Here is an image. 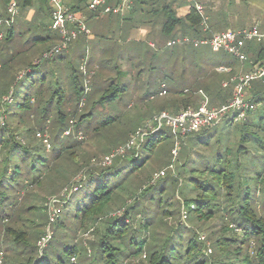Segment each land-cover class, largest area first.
I'll list each match as a JSON object with an SVG mask.
<instances>
[{"label":"rangeland","instance_id":"obj_1","mask_svg":"<svg viewBox=\"0 0 264 264\" xmlns=\"http://www.w3.org/2000/svg\"><path fill=\"white\" fill-rule=\"evenodd\" d=\"M213 1L214 10L206 14L210 17L209 24L219 30L218 32L251 26L254 23V17L260 16L263 11L262 7L252 4L251 0ZM87 3L89 4L90 1L87 0ZM139 6L143 12L138 8L136 17L132 19H126V16L130 15V10L121 14L107 13L101 6L93 13L87 8L80 15L91 29L90 38L87 39L84 34H80L67 51L61 52L66 55V65L63 68L53 65L52 62L48 63V76L44 86L47 94L43 97V102L49 100V115L44 119H41L39 115L36 119L35 115L30 116L31 120H27L25 124H18L22 139L32 149L29 154L23 156L20 153L15 158L20 165L21 173L19 174L20 182L12 189V195L17 201V212L9 222L1 221L3 208L0 206V252L4 253L3 263L16 264L35 254L36 244L38 245L41 240L39 238L44 233L50 232L51 236L53 235L52 242L60 244L58 247L60 250L77 242L80 250L79 261L82 264H105L103 261H94L88 255L93 252V249L92 251L90 249L92 248L90 242L101 237L110 217L123 213L146 187L152 185L151 180L154 174L167 168L171 163L174 164L175 169L174 171L168 169V177L158 181L154 189L157 194L155 199L148 202L141 195L139 203L147 206V215L153 216L155 220L164 219L162 212L168 210L169 218L165 219L166 221L174 225L182 222L187 228L194 229L198 237H201L212 249L211 239L223 234L221 219H213L203 224L192 220L193 214L183 218L181 200L194 197L196 194L190 190L192 187L190 176L193 169L218 164L219 154H228L231 158L237 156L238 147L244 138L242 127L237 125L240 123L230 126L226 120L208 132L202 133L201 140L194 141V144L190 138L185 137L179 144L180 154L176 160L172 156L175 145L172 131L167 126L163 127L146 137L145 144L156 136H166L153 153L147 152L143 147L139 158L127 157L117 169H111L94 178L88 176L79 190L71 196L69 203L63 204L65 192L69 191L71 181L78 180L82 174L77 173L82 163L84 167L91 168L104 166L102 163L105 156L125 145L133 130L144 128L153 120V117L162 112V109L174 114V110L167 105L172 93L176 89L189 88V84L194 81L192 67L196 64L189 66L191 64L188 62L186 71L182 73L183 57L178 51L183 50V47L180 45L168 47L167 42L170 38L161 33L159 23L150 21L149 7L144 4ZM5 13L7 14V11ZM51 24L52 19L48 18L45 27H36L32 31L23 32L21 36L20 34L14 36L10 50L16 55L13 73L43 58V51L51 45V38L48 37L52 35L51 32H54L48 28ZM17 29L19 31V28ZM57 34L60 38V34ZM38 37L45 39L36 42ZM80 41L81 45L76 47L75 44ZM218 54L222 55V53ZM43 63L45 64L46 60H43ZM84 64L88 73L87 77L82 69ZM39 70L40 68L34 69L33 79L37 80L40 77ZM172 71L174 75L169 74ZM74 75L83 87L88 78L91 87L85 103L84 101L80 103V108L83 107L85 113H91L81 124L82 138L78 137L77 128L66 135L64 129L71 125L62 123L58 118L59 109L67 113L69 110H75L79 105L74 88ZM223 77L212 74L209 79L213 89L216 90V86L222 84ZM4 79L8 83L11 81L7 76ZM161 80L166 81L173 91L171 92L168 87V94L159 95ZM14 82L15 79L12 80V83ZM24 82L19 83L17 92L23 90L27 81ZM260 84L262 86L261 100L257 101L258 107L254 112L256 121L247 126L245 134L249 137L244 142V146L248 148L243 159L247 164L245 169L247 171H258L262 165L257 159L259 156L262 160L264 159V84L261 80H256L248 91ZM59 86L64 90L61 103L58 101V94L53 96ZM39 88L38 85L32 87L31 94L37 96ZM120 88L125 89L120 90ZM108 90L117 91L116 97L102 99ZM198 90L201 88H195L192 97L195 106L192 108L198 106L202 100ZM210 96L212 98L213 94L210 93ZM27 128L28 130H25ZM39 130L47 132L46 136L50 135L49 147L42 138L36 136ZM68 146L72 147L63 156L57 158L59 150L62 152L63 147ZM188 154L189 158L186 157ZM120 156L115 158L118 159ZM146 157H148L146 162L134 170V162L141 163ZM15 159L11 161L12 164L16 162ZM183 163H186L185 166H182ZM2 166L0 151V169ZM26 178L29 179L31 186L27 187L25 194H22L21 184L23 186V180ZM102 184L107 186L106 190H112L110 199L99 214V218H90L82 228L80 218L75 215L76 210L82 202L89 204L97 195V188ZM162 189V203L159 204L158 192ZM157 206L160 207L157 208ZM159 209V213L156 214L155 212ZM140 218L142 216L139 214L137 220ZM7 228H11L12 232L6 231ZM94 228L96 231H93ZM169 230L167 223H161L154 231L155 239L161 242ZM135 262L138 264L139 260Z\"/></svg>","mask_w":264,"mask_h":264},{"label":"trees","instance_id":"obj_2","mask_svg":"<svg viewBox=\"0 0 264 264\" xmlns=\"http://www.w3.org/2000/svg\"><path fill=\"white\" fill-rule=\"evenodd\" d=\"M8 2L9 0H5L6 6ZM32 2L33 0H18L20 9L28 8ZM174 2L175 0H136V3L132 4V7L128 9L130 10V15L126 16V19L136 17L138 8L143 12V9L139 5L144 4L149 7V16L151 18L162 21L161 33L170 39L183 35H209L208 32L203 30L202 18L195 8H191L185 16H179L174 8ZM87 8L92 11L89 8L87 0H78L76 6H71V9L79 15L83 11L85 12ZM92 12L95 13V11ZM14 36L15 28H12L8 31L6 38L0 45V61L2 64L0 71V151L3 162V166L0 169V206L3 208V215H1L3 223L9 222L17 212V201L16 197L12 195V189L20 182L19 174L21 171L20 165L15 158L20 153L23 156L29 154L30 149H32L22 139L18 131V124H25L27 120H31L30 116L34 115L35 119L37 115L41 119L47 118L50 112L49 100L47 99L43 102V97L47 94L44 88L48 76L47 65L51 62L55 66H62V68L66 65V55L61 52L57 53L58 56L55 54L49 58L44 57V53L52 48L56 44L55 42L43 51L42 56L45 59L40 58L33 61L23 68L21 67V70L19 69L13 73V62L16 59V55L14 52H10V50ZM48 37L52 38L51 35ZM48 37L47 39H49ZM44 39L43 37H38L36 42H41ZM177 45L183 47V50L179 49L178 53L183 57L182 73H184L186 71L185 68L188 67V62L191 64L189 66H192L193 58L199 54V48L189 44ZM43 60H46L45 64ZM196 67L199 68L201 66L196 64ZM35 68H40V77L37 80L33 79ZM169 74L174 75L173 71ZM5 76L8 77V80H11L9 83L4 79ZM13 79H15L14 83H12ZM22 81L27 82L23 90L17 92V87ZM74 81L79 105L75 110H69L67 113L59 109L58 118L62 123L69 124V126L72 125L70 121L74 120L73 129L77 128L78 132L82 130L81 124L85 121L86 117L91 115V113H85L83 107L80 108L82 99L85 98L86 100L90 91L85 93V86L81 85L76 75H74ZM163 84L165 87L162 86ZM37 85L40 87L38 94H36L37 96H33L31 94L32 87ZM189 85V88L176 89L172 93L167 105L174 110V114L180 112L182 109L195 106L192 97L195 93V88L199 85L195 84V82ZM168 87L172 92V87L166 81L161 80L159 95H161L160 93L164 89L167 91L166 94H168ZM205 88L208 89L206 84ZM124 89L120 88V90ZM63 91L60 86L54 91L53 96L59 95V103L63 99ZM116 94L117 91L108 90L102 96V99L115 98ZM254 98L256 101L261 100L260 93L254 96ZM249 117L240 124H237L242 127L244 138H242V144L238 147L237 156L235 158L232 157L234 160L228 154H219L217 157L218 164H214L212 167L193 169L190 176V180L192 181L190 190L196 194L194 197L181 200V210L183 208L187 209V218L190 217V214H193L191 219L203 224L213 219H221L223 221L221 228L223 234L211 239L213 249L201 237H198L194 229L187 228L182 222L174 225L166 221L165 219L168 220L169 218L168 210H163L162 212L163 216H165L164 219L155 220L153 216L147 215V206L145 204L140 205L141 195L148 202L155 199L157 194L154 189L159 183L158 181L168 177L167 174L155 184L146 187L133 204L125 208L123 213L121 212L110 217V220L107 221L104 234L97 240L90 242V247H92L90 249L91 251L93 249V252L88 255L94 261H103L105 264H136V260H139L138 264H264V159L262 160V157L257 156L259 158L257 160L262 165L258 171L245 170L247 164L243 159L247 154L248 148L244 146V142L249 139L245 134L247 126L256 121H248ZM227 124L232 126L235 123L227 122ZM67 129L65 128L64 130L66 131ZM160 129L151 131L146 137ZM25 130H28V128ZM208 130L211 129H204L187 137L194 144V141L201 140L200 135L208 132ZM41 132V130L37 131L36 136ZM133 132L135 130L131 133L133 134ZM42 133L44 135L47 134V132ZM131 133L128 140L132 135ZM49 137L50 135L48 136V141L50 140ZM165 138L166 136L159 135L154 139L152 138L146 144L144 140L139 147L131 148L125 155L120 156L118 159L115 158L116 160L109 166L91 168L90 166L84 167V163H82L77 172L82 174L78 180L71 181L69 191L65 192L66 196L63 199V204L69 203L71 196L79 190L88 176L94 178L95 176L107 173L111 169H117L120 163L127 157L131 159L139 158L143 147L147 152L153 153L158 144L164 141ZM183 140L184 138L181 139L180 143ZM71 147H63L64 150L62 152L59 150L57 158L67 153ZM180 148L181 146H179V154ZM186 157L189 158V154ZM13 158L16 160L14 164L11 163ZM147 159L148 157L144 158L141 163L134 162L133 169L136 170L141 167ZM199 163L201 164V161ZM185 164L183 163L182 166H185ZM180 179L183 182V179ZM176 180H179V178H176ZM30 186L29 179H24L23 186L21 184L22 194H25L26 189ZM106 189L107 186L102 184L97 188V195L89 204L82 202L81 206L78 207L75 215L80 218V227L84 228L90 218L99 216L111 196L112 190ZM162 191L163 189L158 192L160 194L158 199L159 204L162 203ZM159 207L157 206V208ZM159 211L160 209L155 213L158 214ZM139 214L142 218L137 220ZM163 222L168 224L170 230L160 242L155 239L154 231ZM6 231L12 232V229L7 228ZM93 231H96V228ZM45 235L46 233L43 236ZM43 236L39 239H42ZM52 239L53 235L44 247L36 244V253L16 264H82L79 261L80 250L77 242L60 250L58 248L60 244L53 243ZM208 251L212 253L210 254ZM1 264L5 263L2 261Z\"/></svg>","mask_w":264,"mask_h":264},{"label":"built area","instance_id":"obj_3","mask_svg":"<svg viewBox=\"0 0 264 264\" xmlns=\"http://www.w3.org/2000/svg\"><path fill=\"white\" fill-rule=\"evenodd\" d=\"M89 8L92 11H98L101 6L104 7V11L107 13L121 14L130 9L133 0H89ZM191 4V8L200 14L202 18V26L205 32H208V36H190L183 35L170 39L167 42L168 46H174L177 44H189L196 48L208 46L213 52L226 53L236 58L240 62L251 63V69L245 72H239L232 74L227 80L223 82L224 87L233 85V96L229 102L219 106L211 107L209 105V97L203 91L199 90V93L203 96L201 105L197 108L188 107L182 109L176 114L169 113L164 110L153 117L151 122H148L144 128L135 130L127 143L116 149V152H112L105 156L102 164L104 166L111 165L114 158L120 155H125L129 149L139 147L145 140V137L151 132L162 127H169L174 135L175 146L172 149V156L174 160L179 155V144L181 139L195 132L211 129L222 121L231 123H241L252 115L258 107L255 98L249 95V89L252 83L256 80H261L264 84V61H254L246 51L248 44L252 43H264V28H261L259 23H254L251 26L241 27L236 29H228L221 32L212 31L209 25V17L205 12L204 5L199 0H187ZM51 8L52 24L50 29L60 34V40L52 48L44 53V57L49 58L55 54L67 51L71 46V43L76 40L80 34H84L88 39L92 32L89 26L86 24L81 15L75 13L71 7H69L64 0H48ZM20 14V6L18 0H9L7 5V14L0 18V45L7 36L10 29L14 28L16 19ZM88 51V50H87ZM2 64L0 62V71ZM84 74L88 76L85 64L82 66ZM219 72H229L230 68L227 66H220L217 68ZM85 93L90 91V85L88 78L85 80ZM165 87V85H162ZM164 89L160 93L166 94ZM85 101V98L82 99ZM71 126L65 131L66 135L72 133L74 120H71ZM83 132L78 131V137H83ZM38 136L44 139L47 146H50L48 136L38 133ZM174 164L171 163L167 168L156 172L151 180V184H155L159 179L165 177L168 174V169L174 171ZM183 218H187V209H182ZM51 233L48 232L44 238L39 241V246L44 247L47 241L50 239ZM3 251L0 252V264L3 261Z\"/></svg>","mask_w":264,"mask_h":264},{"label":"crops","instance_id":"obj_4","mask_svg":"<svg viewBox=\"0 0 264 264\" xmlns=\"http://www.w3.org/2000/svg\"><path fill=\"white\" fill-rule=\"evenodd\" d=\"M174 1V0H173ZM205 7V12H209L210 10H214V1L213 0H199ZM254 5H258L262 7L263 11H261L260 16H255L253 19L254 23H259L261 28H264V0H251ZM64 2L69 6H76L78 4V0H64ZM110 2H113L110 1ZM213 2V3H212ZM136 3V0L133 1V5ZM132 7V6H131ZM174 8L179 16H185L189 13L191 9V4L187 0H175L174 2ZM261 9V10H262ZM7 6L5 4V0H0V18L6 15ZM263 12V13H262ZM208 14V13H207ZM209 17V15H208ZM50 18L51 19V8L48 0H33L31 6L28 8H21L20 14L17 18L16 26H15V35L17 34H23V32L26 31H32L33 28H42L45 27L46 20ZM210 19V17H209ZM114 21V20H113ZM150 21H155L161 25L162 21L157 20L154 18H151ZM252 23V24H254ZM108 25H110L108 23ZM210 25V24H209ZM211 29L215 32H218L219 30H216L210 25ZM247 27V26H244ZM19 28V31L18 29ZM50 28V25L49 27ZM17 29V30H16ZM236 29V28H233ZM221 32V31H220ZM58 32L54 31L51 32V44L59 41V35ZM76 47L81 45L80 43L75 44ZM208 46H204L202 48H199L198 52L199 54L193 58V64H198L201 67H192V75L194 76L195 84L199 85V89L203 90L209 97V105L211 103V107H219L227 102L232 98L233 96V85H230L229 87H224L223 82L228 79L232 74H236L239 72H245L249 71L251 69V63L249 61L247 62H240L236 58L232 57L229 54H218L216 52H213L210 47L206 48ZM246 51L250 55L251 59L254 61H264V43L261 45H255V44H248ZM220 66H227L230 68L229 72H219L217 68ZM216 72H215V71ZM226 73V74H221ZM214 74L215 76H224L222 78V84L219 86H216V90L213 89L211 86L210 77ZM262 83V82H261ZM201 84V85H200ZM208 87V89H204V86ZM227 89V90H225ZM262 92V86L255 85L250 91L249 95L254 98L257 94ZM210 93L213 94V97L211 98ZM256 94V95H255ZM201 95V94H200ZM202 100L198 106L199 107L203 101V96L201 95ZM256 116L255 113L250 115L248 121H255Z\"/></svg>","mask_w":264,"mask_h":264}]
</instances>
